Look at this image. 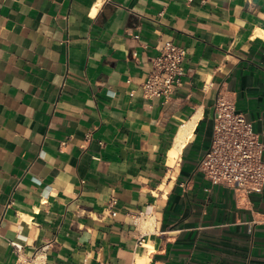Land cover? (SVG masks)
Wrapping results in <instances>:
<instances>
[{
    "label": "crops",
    "instance_id": "1",
    "mask_svg": "<svg viewBox=\"0 0 264 264\" xmlns=\"http://www.w3.org/2000/svg\"><path fill=\"white\" fill-rule=\"evenodd\" d=\"M167 41L182 84L150 100ZM219 94L264 145V0H0V264H264V192L198 171Z\"/></svg>",
    "mask_w": 264,
    "mask_h": 264
},
{
    "label": "built area",
    "instance_id": "2",
    "mask_svg": "<svg viewBox=\"0 0 264 264\" xmlns=\"http://www.w3.org/2000/svg\"><path fill=\"white\" fill-rule=\"evenodd\" d=\"M187 56L186 48L167 41L139 85L142 95L150 100H171L182 84ZM213 109V136L198 171L213 185L225 186L237 195L263 193L264 145L253 123L237 111L227 94L218 95Z\"/></svg>",
    "mask_w": 264,
    "mask_h": 264
},
{
    "label": "bare ground",
    "instance_id": "3",
    "mask_svg": "<svg viewBox=\"0 0 264 264\" xmlns=\"http://www.w3.org/2000/svg\"><path fill=\"white\" fill-rule=\"evenodd\" d=\"M199 118L200 114H196L187 124L182 126L177 134L175 143L172 147L171 156L168 161V165L170 167H174L178 164L182 150L186 143L191 140Z\"/></svg>",
    "mask_w": 264,
    "mask_h": 264
},
{
    "label": "rangeland",
    "instance_id": "4",
    "mask_svg": "<svg viewBox=\"0 0 264 264\" xmlns=\"http://www.w3.org/2000/svg\"><path fill=\"white\" fill-rule=\"evenodd\" d=\"M138 263H139V264H143V262H142V261H139Z\"/></svg>",
    "mask_w": 264,
    "mask_h": 264
}]
</instances>
